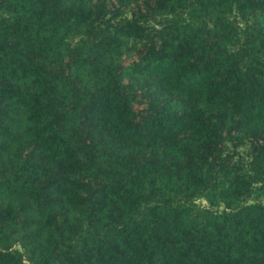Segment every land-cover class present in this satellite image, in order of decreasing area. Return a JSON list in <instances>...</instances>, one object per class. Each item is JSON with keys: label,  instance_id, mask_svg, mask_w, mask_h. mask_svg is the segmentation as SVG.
<instances>
[{"label": "trees", "instance_id": "obj_1", "mask_svg": "<svg viewBox=\"0 0 264 264\" xmlns=\"http://www.w3.org/2000/svg\"><path fill=\"white\" fill-rule=\"evenodd\" d=\"M0 264H264V0H0Z\"/></svg>", "mask_w": 264, "mask_h": 264}]
</instances>
